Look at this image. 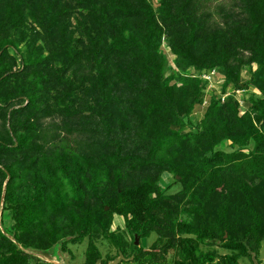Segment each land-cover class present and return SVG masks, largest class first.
Instances as JSON below:
<instances>
[{"label": "trees", "instance_id": "1", "mask_svg": "<svg viewBox=\"0 0 264 264\" xmlns=\"http://www.w3.org/2000/svg\"><path fill=\"white\" fill-rule=\"evenodd\" d=\"M213 1L13 0L3 13L0 6V195L9 178L11 205L32 176L10 233L24 250L56 253L61 245L64 254L69 243L86 242L85 264H108L102 248H124L128 234L136 264H239L251 250L259 255L264 212L253 186L264 187V0ZM85 23L87 38L75 37ZM32 26L41 43L28 35L23 52L15 37ZM164 37L184 73L219 71L223 93L253 87L260 95L242 112L233 96L209 95L199 79L167 77ZM199 108V129L186 131ZM54 117L62 123L42 129L41 121ZM60 130L65 144L46 149ZM226 141L240 151L214 150ZM19 154L37 159L39 168L20 172ZM164 172L180 183L201 182L189 210L194 225L173 219L161 189ZM224 188L231 192L213 215ZM115 216L123 228L112 229ZM35 231L42 243L25 244ZM8 236L0 227V264L39 260ZM201 244L231 253H203ZM171 251L176 259L167 262Z\"/></svg>", "mask_w": 264, "mask_h": 264}, {"label": "rangeland", "instance_id": "2", "mask_svg": "<svg viewBox=\"0 0 264 264\" xmlns=\"http://www.w3.org/2000/svg\"><path fill=\"white\" fill-rule=\"evenodd\" d=\"M12 1L13 0H1L0 6L2 7V13H3L4 7L8 6L9 4H12ZM159 1L160 0H154L156 5L158 4ZM219 1H223V0H219ZM224 1L226 3L229 2V0H224ZM213 2L215 4L217 2V0H214ZM0 20L2 22L5 20V18L2 16L0 18ZM71 23H72L73 29L76 30L74 18L71 19ZM85 26H86V23L84 24L82 29H78L76 31L75 37H80L82 39L87 38V34H86V32H84ZM32 28H33V30H31L28 34H23V33L18 32L17 36L15 37L16 41H18L19 46L23 52H26L27 45L30 42L29 39L31 37H29L28 35H32V36L37 37L39 39L37 41V43H39V44L41 43V39L39 38L40 30L38 28H35L34 26H32ZM89 32L92 35H96L93 30H89ZM161 50H162V54L165 55L167 60H168V63H166V65H167V77H169V76L171 77L174 73L178 74L180 72L181 77L184 79H188V78L199 79L202 82L203 88L205 89L206 92L208 91L209 95L212 93V95H216L218 98L220 96L223 98L233 96L237 101H239L242 112H245L248 109L249 101H250V98L252 95H257V96L260 95L258 90H256L253 87H249V88H245V89L236 91V90H232V88H231L232 86H231L230 88L227 89V91L225 93H223L222 85L224 83V77H223L222 73H220L219 71H217L214 74L213 73L212 74H205L203 72L199 73L198 71L194 70L193 68H190L184 73L181 70V68H179V66H178L177 58L175 56H173L172 53L170 52L168 40L166 37H164L162 40ZM14 52H15V50H14ZM257 67H258L257 65H254L253 70H256ZM241 75L244 79V84H246V82L249 81V78H250L249 71L244 69L242 71ZM174 83L178 87L183 86V81L182 82H174ZM2 94H3V97L7 96L6 92H3ZM223 98H222V101H223ZM15 108H20V106H16V107H14V109ZM203 114H204V110L199 108L194 114L187 117L186 126H185L186 131H188V132L197 131L199 129L200 123L203 119ZM22 119H25V117H23ZM41 123H42V127H43L42 129L47 128L46 130H51V129H54L55 126L57 127L58 124H61L62 121L59 117H54L52 119L42 120ZM48 126L49 127L51 126V127L48 128ZM3 132H4L3 124H2V121L0 120V134H3ZM59 133H61V138L59 140L51 142L46 147V149H61V147L65 144L64 141L66 140V134L64 131H61V130L59 131ZM127 136L130 137V135H128V134H127ZM250 148L247 147L246 149H243V150L246 153H251L252 149H250ZM207 150H208V155H209L210 149H207ZM214 150L215 151L216 150L222 151L225 153H233L236 150L240 151V149H237V147L232 146L231 143L228 141L224 142L222 145L218 146ZM49 154L51 155L50 152H49ZM18 158L22 159V166L19 167L20 172H22L23 169H27V168H30L33 170H37L39 168V161L37 159L33 160L31 156L23 157L22 154H19ZM52 161H53V159L51 158L50 162H52ZM8 180H9V178L5 181L4 187H5V184L8 182ZM31 180H32V176L29 175L28 178L26 179V181L23 182V184L21 185L20 189L18 190V192L15 196L16 202L13 201L11 203V205L6 200L7 199L6 194H5L4 199H3L4 187H3L2 194L0 195V226L2 228V231L11 237L13 235H11L10 233H14V230H15V221H14V217L16 215L15 205H16V203L17 204L19 203L18 200L21 199L25 195V193L28 191V189H29L28 183ZM161 189H162V192L168 196V199L166 201V205H167V207L172 209L173 219L176 222H188V223L194 225L195 218L192 217L189 210H190V205L195 200L194 194L195 193L200 194L203 191L201 182L199 180H196V179H189L187 183H180L179 180H176L174 178V176L170 175L167 172H164V173H162ZM6 190H7V187H6ZM253 190H254L253 196H254L255 205L258 206L262 212H264V187H262L260 185V183H258V181H256L254 183ZM230 192H231L230 189L224 188V189H221L220 192L217 194V197L215 200L218 202L214 203V205H213V211H215L213 213V215H216V212H217L216 209L219 205V202L222 200L223 195H225L226 193H230ZM239 202H240L239 198L237 196L233 195L232 196V203L237 205ZM237 219L238 220L244 219V216L241 214L238 216ZM213 221H214V219H213ZM123 225H124L123 219L115 216L112 229L113 230L117 229V226H122V228H123ZM118 233H119V235L123 234V233L126 234L124 229L122 231H121V229L118 230ZM126 235H127L126 239L123 238V236H122V238L125 242V244L123 243L124 248L115 247L113 245H111L108 248H102V251H103V258L102 259L106 258V261H108V264H136V262L134 260L135 253L131 249V243H132L131 238H129L128 234H126ZM185 237H191V235L185 236ZM156 238H157V236L153 235L149 239V241H145V247L146 248L150 247L151 244L156 240ZM137 240L139 241L138 238H136V241ZM42 241H43V235L38 231H35V233L32 236H29V237H26L23 239V242L25 244L29 243V245L32 247H37L38 245H40L42 243ZM95 241L97 244H99L101 241H105V239L100 238L99 240L95 239ZM14 242H16V240ZM139 243L140 242L136 243V245H139ZM86 247H87L86 242L85 243H76V242L69 243L68 246L66 247L65 252H64V257H65L64 261L63 262L59 261L58 263H60V264H85ZM200 248L203 251V253H209L211 251H214L219 256H225V255L231 253V251H229L227 249H223L219 246L210 247V246L201 244ZM41 254L45 255L49 258L53 257V258H51L53 260H57V258H58L57 255H55V253H53V252H49V253H45V254L41 253ZM107 256H109V257L107 258ZM176 256H177L176 252L171 251L167 256V262H171L172 260L176 259ZM30 264H52V263L43 262L40 260H35V262H32ZM239 264H264V242L262 244V248L260 250L259 255H257L253 250H251L249 256L239 259Z\"/></svg>", "mask_w": 264, "mask_h": 264}, {"label": "water", "instance_id": "3", "mask_svg": "<svg viewBox=\"0 0 264 264\" xmlns=\"http://www.w3.org/2000/svg\"><path fill=\"white\" fill-rule=\"evenodd\" d=\"M6 187H7V183L5 184V187H4V195H3V199H4V196H5V194H6ZM1 227V226H0ZM11 240H14L13 239V237H11V236H8ZM15 241V240H14ZM139 241L137 240L136 241V243H138ZM16 244L18 245V247L19 248H21V249H23V247L21 246V245H19L17 242H16ZM24 250V249H23ZM24 251H26L28 254H30V255H32V256H34V257H36V258H38L39 260H41V261H43V262H50V263H52V264H60V263H58L59 261H64V254H62V251H61V245H59L58 247H57V251H56V253H55V255H57V260H53V259H51V258H53V257H51V258H49V257H47V256H45V255H42V254H38V253H35V252H32V251H28V250H24Z\"/></svg>", "mask_w": 264, "mask_h": 264}]
</instances>
